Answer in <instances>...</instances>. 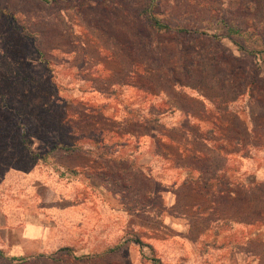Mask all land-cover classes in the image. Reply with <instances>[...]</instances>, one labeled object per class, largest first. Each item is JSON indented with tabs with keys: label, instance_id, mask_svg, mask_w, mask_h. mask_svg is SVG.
Wrapping results in <instances>:
<instances>
[{
	"label": "rangeland",
	"instance_id": "374dc122",
	"mask_svg": "<svg viewBox=\"0 0 264 264\" xmlns=\"http://www.w3.org/2000/svg\"><path fill=\"white\" fill-rule=\"evenodd\" d=\"M114 89L145 111L159 93L170 122L181 109L202 107L191 98L208 101L219 125L207 135L219 137L214 146L222 141V150L202 154L207 173L187 178L214 177V190L223 186L217 204L212 186H205L209 199L197 191L191 200L187 180L169 175L168 159H155V171L165 173L164 184L177 180L179 190L168 193L146 177L152 163L133 156L147 128L112 124L90 110L106 104L120 117ZM185 130L206 131L176 133ZM101 136L114 141L95 145ZM80 149L127 157L89 158ZM180 162L189 168L197 159ZM215 164L223 176H214ZM73 170L104 180L126 209L114 213V236L124 237L127 257L96 264H264V0H0V248L9 253V243H22L37 251L20 240L23 227L42 212L57 225V195L78 181ZM14 262L0 257V264Z\"/></svg>",
	"mask_w": 264,
	"mask_h": 264
},
{
	"label": "crops",
	"instance_id": "0c3cea01",
	"mask_svg": "<svg viewBox=\"0 0 264 264\" xmlns=\"http://www.w3.org/2000/svg\"><path fill=\"white\" fill-rule=\"evenodd\" d=\"M134 91L133 89L132 93ZM138 92L135 94L137 101L146 102V98L140 96ZM113 93L117 94L115 99L120 106V117H114L115 111H108L107 106H105L106 104H104L105 107L97 104L96 112H94L92 108L93 105H91L90 110L104 117L106 122L112 124L116 122L118 125L127 126L133 123L140 128H147L146 131L138 133L135 140L137 157L133 156V158H144L152 163V172L147 174L146 177L152 180L160 189L168 188V190L163 189L167 190L168 193H172V188L175 186L177 189L174 192L179 190V182L177 180L171 178L173 182L164 184L165 173L155 171L156 165H161L159 163L157 164V161H154L155 159H168L170 160L169 175H179L181 177L179 181L182 182L187 180L185 187L186 191H190V194H192L191 196H193L190 198L191 200L197 198V191L205 192V198L209 199V195L206 193L209 188L205 186H212L211 189L214 191V198L211 200H216L217 204L219 195H223V191L221 192L223 186L220 187V184L216 186L220 193L214 190L213 187L216 184L214 177L208 180L202 178L199 180L197 178L189 180L187 178V176L194 175L195 173L200 175L206 172V170L199 166L201 160L199 157L202 154H214L217 150H222L221 147L223 144H220L222 141H218V145L214 146V141L216 142L219 137L207 135V130L209 128L219 125L217 120H214L212 115H209L211 113L208 101L205 98H191L192 102L195 104L200 103L202 107L198 111H194L193 109H181L179 110L180 114L176 113L172 115V117L175 115L178 117H175V120L170 122L171 115L162 104V97H158L159 93L152 94L155 96V99H153L151 103H149L150 99H147V102L144 103L146 106L150 107L151 110L149 111L132 107L131 102L127 100L124 101L121 98V93L119 91L114 89L112 90V95ZM141 93L145 94L144 92ZM105 94H110V92L108 91ZM93 122L92 120V123ZM96 125L97 127L99 126L98 123H96ZM106 127L109 126L106 124ZM183 127H197L206 129V131L203 132V134L192 136L186 134L187 130H185V135L178 136L176 131L183 130ZM156 128L164 129L161 131ZM119 135L122 134L115 131V141L120 140L122 144L121 147L126 146V139H121ZM103 138V136L95 138L93 139V143L102 147L104 146L103 148H105L107 142L114 141L113 136H108V139ZM105 138L107 137L105 136ZM137 147L139 149H137ZM80 153L89 158L104 160L115 157L120 159L127 157L126 154L114 156V153L109 149H103L99 152L80 149ZM189 158L197 159V163L194 162V164L191 165L192 167L182 168V162H180V160ZM216 166L211 167L212 170L219 169L218 174L214 176H218L219 173L223 176L224 167L219 166L220 168H218V165ZM162 167L166 166L164 165ZM73 172L78 178V181L71 185L72 188L68 186V188H64L62 194L57 195V201L63 204L55 208L57 225H53L49 217L42 212L36 217L30 218L23 227L20 240H23L24 243L35 242L39 246L37 251L31 252V247L26 245L24 247L21 245L22 243H13L12 246L9 243V253L3 248H0V250L3 251V256H0L1 258L15 261V264L28 262L30 258L35 257L42 258L43 260H50L57 264H96V262L106 260L107 257L113 254H121L127 257L130 247L123 245L122 239L124 237L120 236V233L114 236V213L120 215L125 212L126 209L119 207L122 204L118 206L116 196L113 194V191L108 188L107 184L104 183V180L100 178L99 181H97L98 177L96 175L85 176L79 171L73 170ZM223 179L224 178L221 179L222 182H224ZM165 186H171V188ZM71 191L73 194L70 193ZM157 191L159 190L157 189ZM235 197H237L235 193L229 195V198L232 200ZM174 201L175 200L172 199L171 203H174ZM213 201H211V203H213ZM219 204L221 205V202H218V205ZM55 233L58 234L57 237H55ZM114 237L119 238L114 241ZM6 238L10 239L9 236H6ZM16 238L17 236L14 237V239ZM55 238L63 240L62 243L56 245ZM148 245L151 246L152 251L156 250L153 245ZM114 264L124 263L118 262Z\"/></svg>",
	"mask_w": 264,
	"mask_h": 264
},
{
	"label": "trees",
	"instance_id": "16d2710c",
	"mask_svg": "<svg viewBox=\"0 0 264 264\" xmlns=\"http://www.w3.org/2000/svg\"><path fill=\"white\" fill-rule=\"evenodd\" d=\"M154 25L157 26V27L160 28V29H170V27H169L168 25L162 23L160 20L155 19V18H154ZM64 149L67 150V151H71V150L73 149V147H71V146H67V147H65ZM72 172H73V171H72ZM138 241H139V243H141L142 245H148V244H146L145 242H143V241L140 240V239H139ZM148 246H150V245H148ZM150 247H151V246H150ZM0 256H3V251H2V250H0ZM154 259H155V258H154ZM155 260L159 262V259H158V258H156Z\"/></svg>",
	"mask_w": 264,
	"mask_h": 264
}]
</instances>
